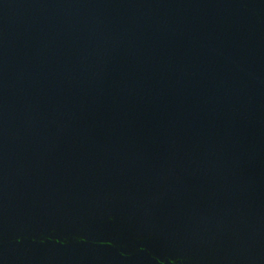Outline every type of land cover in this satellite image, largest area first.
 <instances>
[{
	"label": "water",
	"instance_id": "95a60500",
	"mask_svg": "<svg viewBox=\"0 0 264 264\" xmlns=\"http://www.w3.org/2000/svg\"><path fill=\"white\" fill-rule=\"evenodd\" d=\"M0 264H264V0H0Z\"/></svg>",
	"mask_w": 264,
	"mask_h": 264
}]
</instances>
